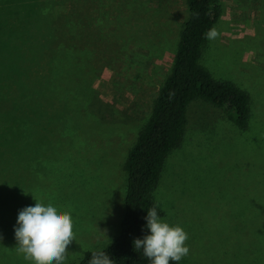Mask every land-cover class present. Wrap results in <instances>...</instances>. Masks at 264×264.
I'll use <instances>...</instances> for the list:
<instances>
[{
	"label": "rangeland",
	"instance_id": "obj_1",
	"mask_svg": "<svg viewBox=\"0 0 264 264\" xmlns=\"http://www.w3.org/2000/svg\"><path fill=\"white\" fill-rule=\"evenodd\" d=\"M19 1L0 0L1 33L6 25L25 36V24L42 30V20L74 21L67 33L74 41L61 46L78 54L59 70L52 97L29 69L28 48L22 55L9 42L12 50L0 51V99L9 98L7 109L0 103V119L8 118L6 129L0 120V264H32L18 252L13 226L35 200L70 212L74 239L63 264H75L119 232L126 155L170 71L188 9L186 0H60V10L48 12V0ZM219 3L217 35L206 36L199 63L248 92V126L239 129L225 107L193 99L152 198L161 218L188 234L179 264H264V0ZM76 80L78 95L67 94L62 88ZM22 103L30 109L23 146L8 129L23 118Z\"/></svg>",
	"mask_w": 264,
	"mask_h": 264
},
{
	"label": "trees",
	"instance_id": "obj_2",
	"mask_svg": "<svg viewBox=\"0 0 264 264\" xmlns=\"http://www.w3.org/2000/svg\"><path fill=\"white\" fill-rule=\"evenodd\" d=\"M25 1L29 0L19 2ZM41 1L45 0H39ZM48 2L49 7H46L45 11L60 10V0H48ZM186 5L188 16L179 34L170 71L160 84L151 112L138 130L123 165L126 172V189L123 200L124 213L119 232L105 248L86 251L80 261L75 264H89L92 254L98 252L106 253L113 264H150L142 250H134L133 240L142 238L148 231L144 227L146 224L144 217L148 209L155 206L158 214L160 216L163 214L152 198V191L158 182L167 154L181 143L185 131L187 106L193 99L201 98L214 106L225 107L232 111L230 118L239 129H246L248 126L251 115L248 92L232 81L214 78L199 63L207 33L221 12L219 0H186ZM42 21L45 23L42 30L38 28L37 22L32 29L29 24L22 25L27 32L25 36H23L24 33L16 30V25L9 24L11 28L6 25L2 33L0 28V36L3 37L0 51L2 50L3 55L6 50L10 52L17 44L19 52L23 55L22 49L28 48L27 53L24 54L28 55L29 69H32L40 78H45V91H48L49 96L51 94L52 97H56L61 86L60 81H55L60 74L59 70H63L66 64H75L78 54L75 51L76 46L73 51L65 50L62 49L61 42L74 41V37L69 38L67 33L75 32L78 26L77 22L70 20H65L66 22L63 23ZM58 30L62 32L57 33ZM9 42L14 43L12 48ZM81 75L78 74L77 77ZM69 85L62 89H65L69 95L77 94L75 92L78 89L77 80L72 84L70 82ZM37 86L35 87L38 89ZM7 94L0 99L5 109L9 105ZM21 96L27 98L28 94L26 96L23 92ZM22 100L24 102V99ZM29 110L22 103L21 121L17 123L13 116V121L8 124L10 135L13 136L12 141L22 146L28 143ZM7 119V116L4 120L0 119L5 129ZM6 134H8L7 130Z\"/></svg>",
	"mask_w": 264,
	"mask_h": 264
},
{
	"label": "clouds",
	"instance_id": "obj_3",
	"mask_svg": "<svg viewBox=\"0 0 264 264\" xmlns=\"http://www.w3.org/2000/svg\"><path fill=\"white\" fill-rule=\"evenodd\" d=\"M216 35V30L211 29L207 38ZM35 201L18 212L13 226L17 250L32 264H63L67 246L74 239L71 214L54 204ZM144 219L148 231L142 238H135L133 246L135 251L142 250L150 264H178L188 255L185 243L188 234L181 225L161 218L155 206L147 210ZM89 264H113V261L106 253L98 252L92 254Z\"/></svg>",
	"mask_w": 264,
	"mask_h": 264
}]
</instances>
